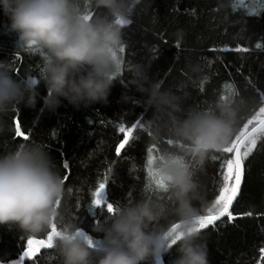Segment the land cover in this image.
<instances>
[{
	"label": "trees",
	"instance_id": "obj_1",
	"mask_svg": "<svg viewBox=\"0 0 264 264\" xmlns=\"http://www.w3.org/2000/svg\"><path fill=\"white\" fill-rule=\"evenodd\" d=\"M250 4L251 0H136L127 17L130 23L121 26L125 51L120 53L121 71L108 100L79 109L62 101L55 112H40L39 98L35 108L16 106L0 114V154L25 142L15 137L13 125L14 115L22 111L30 136L26 142L40 143L62 178L66 174L62 162H69L65 187L73 192L64 207L78 227L99 240L97 227L109 214L103 207H90L97 183L107 177V198L117 206L139 199L148 183L146 150L152 140L147 131L136 129L135 139L120 157L114 151L122 138L119 126L153 119L141 83L159 82L185 108L207 106L230 83L235 90L232 99L242 102L237 130L258 110L264 93V9L251 12ZM14 41L15 33L8 30V19L0 12V67L16 78L34 76L44 95L42 52L25 51ZM238 46L246 51L236 50ZM230 155L214 150L196 171L198 190L210 205L221 182L219 161ZM232 210L244 215H236L232 222L223 217L199 231L209 264H264L260 251L264 248V138L245 160L241 191ZM27 237L14 226H0V264L18 259ZM36 237L46 238V233ZM175 255L173 246L163 263L172 264ZM26 264H60V257L54 248L42 249L32 261L26 258Z\"/></svg>",
	"mask_w": 264,
	"mask_h": 264
},
{
	"label": "clouds",
	"instance_id": "obj_2",
	"mask_svg": "<svg viewBox=\"0 0 264 264\" xmlns=\"http://www.w3.org/2000/svg\"><path fill=\"white\" fill-rule=\"evenodd\" d=\"M132 5L133 0H0L15 45L43 53L45 88L41 96L34 76L16 78L0 67V114L19 105L35 108L38 98L40 112H55L62 101L76 109L106 102L121 68L114 55L122 42L116 21L126 19ZM140 90L153 111L151 140L159 152L152 167L164 187L144 186L139 199L118 206L98 225L99 244L90 247L64 207L73 189L65 187L40 143L23 142L0 154V226L38 236L55 224L60 264H163L173 239L172 264H209L197 218L211 205L198 190L196 171L236 134L242 102L217 99L185 108L157 83H141Z\"/></svg>",
	"mask_w": 264,
	"mask_h": 264
},
{
	"label": "snow or ice",
	"instance_id": "obj_3",
	"mask_svg": "<svg viewBox=\"0 0 264 264\" xmlns=\"http://www.w3.org/2000/svg\"><path fill=\"white\" fill-rule=\"evenodd\" d=\"M136 0H133L135 3ZM251 12H257L259 9H264V0H251L249 5ZM120 26H126L130 23V19H120L117 18L116 21ZM238 51H246V49H240L237 47ZM125 51V44L121 42L118 49V55L114 53L119 64L122 63V57L120 53ZM43 55V53H41ZM121 71V68H120ZM138 76H142V73L137 72ZM35 82V81H34ZM160 86V83H157ZM235 95V90L233 85L228 83L225 85V92L222 94L220 100L232 99ZM260 106L258 110L254 112L243 123L234 138L223 148L219 149L224 153L231 154L229 158L219 161L218 169L221 176V182L218 187V193L214 196L212 200L211 207L207 210V214L201 215L197 218V231L206 229L210 225H214L222 217H227L228 222H232L236 215H244L243 213H234L233 206L234 202L238 199L241 191L244 172H245V160L257 147V143L261 138H264V93L260 95ZM143 115V114H141ZM91 123V121H89ZM151 120L141 122L137 120L130 127H125L123 125L119 126V132L122 133V138L115 145L114 151L117 157L122 155V150H126V146L129 145L130 141L134 140V131L140 129L142 131H147L148 135L151 136ZM13 125L15 128V137H20L22 141H28L30 136L29 132L25 130V121L22 115V111H17L13 117ZM147 159L145 168L147 171L148 183L145 187H149V184L154 185L157 190L164 187V179L157 175L156 169L152 167L154 161L157 158L159 149L157 145L152 143L147 147ZM216 160V157H213ZM62 167L65 169L66 174L63 176L64 182L69 179L68 173L70 172L69 162L64 160L62 162ZM135 167V165H133ZM111 172V169L108 170ZM106 183L107 177L104 180L99 181L95 186L94 191L91 192V208L103 207L106 209V213L111 215L114 214L116 208L118 207L114 202H109L106 195ZM107 218V217H105ZM99 223V221H97ZM176 224L171 225V229H175ZM77 234L85 239L90 247H96L99 244L98 240H94L93 237L87 234L81 227H78ZM60 235L59 230L56 225L53 224L49 231L46 233V238H38L36 236H28L26 243L22 246V251L18 253V259L14 261H7L4 264H26L27 261L30 262L42 249L50 250L53 248V241L56 236ZM172 246L175 245V239L171 242ZM261 254L264 255V248L261 250Z\"/></svg>",
	"mask_w": 264,
	"mask_h": 264
},
{
	"label": "water",
	"instance_id": "obj_4",
	"mask_svg": "<svg viewBox=\"0 0 264 264\" xmlns=\"http://www.w3.org/2000/svg\"><path fill=\"white\" fill-rule=\"evenodd\" d=\"M222 218H223V217H222ZM38 254H39V253H38ZM38 254H37V255H38ZM163 264H164V263H163Z\"/></svg>",
	"mask_w": 264,
	"mask_h": 264
}]
</instances>
